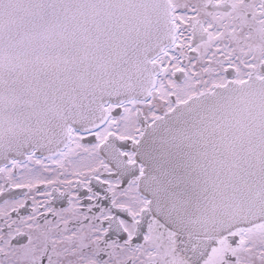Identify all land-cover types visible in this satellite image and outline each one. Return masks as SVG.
I'll use <instances>...</instances> for the list:
<instances>
[{"label":"snow or ice","instance_id":"obj_1","mask_svg":"<svg viewBox=\"0 0 264 264\" xmlns=\"http://www.w3.org/2000/svg\"><path fill=\"white\" fill-rule=\"evenodd\" d=\"M0 264H264V0H0Z\"/></svg>","mask_w":264,"mask_h":264}]
</instances>
